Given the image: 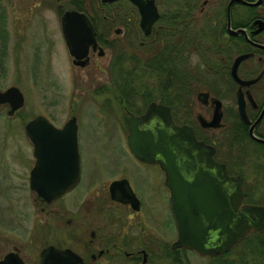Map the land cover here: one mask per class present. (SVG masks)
I'll use <instances>...</instances> for the list:
<instances>
[{
  "label": "flooded vegetation",
  "instance_id": "af4514ba",
  "mask_svg": "<svg viewBox=\"0 0 264 264\" xmlns=\"http://www.w3.org/2000/svg\"><path fill=\"white\" fill-rule=\"evenodd\" d=\"M125 1L131 5V8H127L124 4V7H121L122 20L121 27L118 28L119 34L122 36L121 42L125 41L124 38L131 31L127 27L135 23L143 36L147 37L151 34L156 36L159 32H164L167 42H170L166 52L157 50L160 52L156 53V55L166 56L169 82L149 84L152 88L166 87L164 93H159L165 97L166 101L148 98L143 102L139 96L137 103L140 104V108L137 110L131 111L127 110L125 106L122 107L126 114V120L130 115L143 114L150 102L167 107V114L172 124L189 127L197 141L212 147L211 161L223 164L228 175H238L228 172L229 154L225 148L232 147L234 144L240 147L242 144L248 143L249 149L256 150V147L259 146L264 149V142L252 139L248 133L250 124L255 122L252 133L257 138L264 140V0H243L245 3L237 1L229 3L230 0H198L189 10L186 8L189 4L181 5V11L174 8V0H169L172 6L166 8L167 19L163 21L167 23L166 26L158 23L162 7L154 0L158 18L152 23L147 35H144L139 28V15L136 8L127 0ZM55 2L59 11L60 27L62 12L73 8L65 7L66 5L60 4L59 0H55ZM105 4L111 3L94 4L87 1L82 10H77L86 15L95 31L96 48L93 50L89 47L85 66L94 56L99 58L104 56L103 45L100 41L106 42L105 37L109 32V27L101 28V38L98 39L91 17L93 16V6H96L97 10H101V6ZM202 15L205 17H200ZM103 21L107 22L105 18ZM205 24L206 26L202 27ZM238 30L243 32L233 33ZM16 32L13 28H8L3 17L0 19V92L12 86L19 88L17 84L4 85L6 71L3 68L5 58L23 49V39L16 35ZM137 43L140 47L138 51H134V54L139 59V63L143 64L147 61V56L149 58L151 54L148 55L149 53L144 50L148 45L145 41L138 39ZM151 43L153 44V42ZM159 44L160 42H156L154 47L157 48ZM97 47L103 49L102 56L97 54ZM239 55H245V57L237 62L235 76L241 81L248 82L246 84H239L231 74L233 61ZM174 74H177L178 80L180 77L179 82H174ZM188 76L194 77V80L187 81ZM18 90L21 93V90ZM157 94L151 93V96H157ZM21 95L23 99L21 107L11 113H9L8 102L0 103L2 111H0V116L6 114L5 118L8 121L18 120V123L21 124L24 144L21 151L16 153L17 160L20 159L25 166L26 179L24 182L32 192L33 200L37 202L39 210L44 211L45 205L69 193L76 185L49 202L29 188V173L37 157L33 153L34 142L24 130L25 125L36 116L44 117L56 128L62 125H56L49 115L43 113L21 115L20 111L24 104L23 94L21 93ZM179 97H182L181 101L177 100ZM239 98L243 101V112L249 121L248 124L240 120L237 103ZM238 121L243 124L244 128V135L242 134L241 139L234 131L235 123ZM153 124L163 127L162 121L157 119H149L141 127L148 128ZM12 125L10 124V127ZM167 130L169 131L168 128ZM35 134L37 143L44 149L41 158H52L54 156V138L49 137L46 131L40 129L39 125L35 129ZM127 150L138 164L158 166L163 175L165 194L153 195V190L149 185L142 189L143 193H138L131 185L130 180L121 173H115L116 177L111 178L104 187L96 190L91 189V194L86 198V227L82 228V231L84 229L86 232L72 236L71 240H74V245L71 243L55 246L69 248L79 256L81 264H191L188 253H194L204 259L205 263L203 264H220L222 256L229 254L250 233L264 230L258 231L250 228L239 241L220 253L199 254L186 246L175 245L177 227L171 205L172 195L170 189L164 184V171L158 163L141 161L131 153L128 147ZM171 152L178 171L186 181L190 182V175L195 170H189L190 162H194L195 165L201 164L197 163V156L186 157L182 152L175 151L173 148H171ZM191 153L195 154V151ZM24 155L26 161H24ZM154 156L155 158L159 157L158 154ZM250 157L249 160L254 161L260 156L257 153H252ZM185 167L188 169L187 172ZM210 172L214 173V169H211ZM121 179H124L125 182L122 181L118 187L109 191V183ZM241 179L244 196L237 206L236 210L238 211L244 205L256 204L249 201L243 187V178L241 177ZM125 184L128 185L134 198L126 193ZM230 191L232 190L227 188V192ZM71 220V218H67L65 223H69ZM201 224L203 227L207 226V222L202 217ZM218 230V228L206 229L203 238L205 248L213 247L218 243Z\"/></svg>",
  "mask_w": 264,
  "mask_h": 264
},
{
  "label": "rangeland",
  "instance_id": "374dc122",
  "mask_svg": "<svg viewBox=\"0 0 264 264\" xmlns=\"http://www.w3.org/2000/svg\"><path fill=\"white\" fill-rule=\"evenodd\" d=\"M65 2L59 0L60 4ZM171 6L170 2L160 5ZM0 16L23 39V49L3 60L4 85L17 84L24 97L21 115L43 113L58 126L73 115L76 123L79 182L40 211L24 182L25 166L16 156L24 144L21 124L18 120L8 121L6 114L0 116V257L17 248L24 264H35L38 251L46 244L74 245L72 236L86 232L82 228L86 227V198L91 189L104 187L116 177L115 173H121L138 193L149 185L152 194L158 196L165 194L163 175L157 165L142 166L129 154L126 114L110 90L117 85L113 82L117 67L109 64L121 51V25L103 26L109 27L106 42L101 43L104 56H94L86 66L77 67L71 63L60 33L55 0H0ZM124 40L126 46L130 42L128 35ZM137 97L139 94L133 95L135 102L127 110L140 108ZM247 145L225 148L228 164L244 174L243 187L259 204L263 201L258 198L264 200V149L259 146L256 151ZM252 153L260 157L251 161ZM67 218L71 222L65 223ZM247 243L238 244L222 256L220 263L225 258L237 263V254L250 247ZM188 258L191 264L205 263L194 253H188Z\"/></svg>",
  "mask_w": 264,
  "mask_h": 264
},
{
  "label": "water",
  "instance_id": "95a60500",
  "mask_svg": "<svg viewBox=\"0 0 264 264\" xmlns=\"http://www.w3.org/2000/svg\"><path fill=\"white\" fill-rule=\"evenodd\" d=\"M115 1L117 0H100L102 3ZM127 1L136 8L139 28L144 35H147L152 23L158 18L154 0ZM232 1L245 3L243 0H230L229 3ZM60 30L68 54L72 58L71 63L78 67L85 66L89 47L93 50L96 48L95 31L86 15L74 9L64 10L60 15ZM237 32L243 31H233L234 34ZM97 50V54L102 56L103 49L97 47ZM243 57L245 55H239L234 59L231 70L233 78L239 84L248 83L235 76V66ZM1 102L9 103V113H11L21 107L23 99L19 90L12 86L0 92ZM237 103L240 120L248 124L249 121L243 112V101L239 98ZM149 119L162 121L163 127L158 124L148 128L141 127ZM254 124L255 122L248 128L249 136L264 142L253 135ZM38 125L55 140L52 158H41L44 149L37 143L35 129ZM126 127V145L131 153L141 161L158 163L164 171V184L172 195L171 205L177 227L175 245L186 246L199 254L220 253L239 241L250 228L258 231L264 229L263 205H244L240 208V212L236 210L244 196L241 177L228 175L223 164L211 161L212 147L197 141L189 127L172 124L167 114V107L150 102L143 114L127 117ZM24 130L34 142L33 153L37 157L29 173L28 186L49 202L73 188L79 179L80 163L75 117L69 116L61 127L56 128L44 117L36 116L25 125ZM171 148L182 152L186 157L197 156V163H201L195 165L194 162H190L189 170L195 169L190 175V182L186 181L178 171ZM194 151L195 154H192L191 152ZM156 154L159 155L158 158H155ZM211 169H214V173L210 172ZM185 171H188L187 167ZM122 181L124 179L111 181L108 185L109 191L118 187ZM125 185L126 193L134 198L128 185ZM227 188L232 191L228 193ZM201 217L207 222V226L203 227ZM208 228H218L219 238L216 245L205 248L203 238ZM0 264H24V262L17 249L13 248L1 256ZM35 264H81V260L69 248L49 244L38 251Z\"/></svg>",
  "mask_w": 264,
  "mask_h": 264
},
{
  "label": "trees",
  "instance_id": "16d2710c",
  "mask_svg": "<svg viewBox=\"0 0 264 264\" xmlns=\"http://www.w3.org/2000/svg\"><path fill=\"white\" fill-rule=\"evenodd\" d=\"M94 3L99 4L100 0H66L65 5L68 7H71L76 10H82L84 3ZM198 0H174V8L178 11L182 10L181 5H188L186 8H193V6L197 3ZM156 2L159 5H163L169 2V0H156ZM126 6L127 8L131 5L127 3L125 0H117L111 4H105L104 6H101V10H97L96 6H93V16L91 17V20L93 21L95 30L97 32V38H101V28L105 26L106 24L109 27H112L115 23L121 25V7ZM103 5V4H102ZM213 5V4H212ZM175 11V12H178ZM166 8L163 7L161 10V14L159 16L160 21L158 23L164 24L163 26H166L167 23L163 22L167 19L166 14ZM205 17V16H200ZM103 18L107 21H103ZM126 18V17H125ZM114 23V24H113ZM206 24L202 27H205ZM130 31L128 37L130 39V42L125 47V41L121 42V45H119L120 54L116 57H114V60L110 61L109 66L113 68L115 65L117 78H114L113 82L117 84L115 87L110 88V90L113 93V96L118 101H121L122 106H125L128 109H131L132 102H135L133 99L134 94H139L141 100L143 102L147 101L148 98L152 99H159L160 101H166L165 97L161 96L159 93H164L166 90V87H151L149 86L150 83L155 84H166L169 82V74L167 71V65L165 61V55H156L157 52H166L168 49L167 47L170 46V42H167V38L164 34V32H159L154 35L149 36H143L141 32L139 31L136 23L130 24L127 27ZM201 32V31H200ZM153 36V37H152ZM138 39L145 41L147 45V49H144L151 54V56H147V61L144 64L139 63V59L134 54V51L139 50V44L137 43ZM102 43V40L100 41ZM115 42V41H113ZM153 42V44L151 43ZM156 42H160L159 46L157 48L154 47V44ZM110 46L112 45L109 44ZM113 47V46H112ZM160 50V51H157ZM127 54V55H126ZM125 55V57H124ZM194 80V77L188 76L187 81L192 82ZM180 77L178 80L177 74H174V82H179ZM121 91V94L120 92ZM151 93H158L157 96H151ZM178 101L182 100V97L177 99ZM243 124L241 122L235 123L234 131L237 133V136L239 139L242 138L243 133ZM245 137V136H244ZM242 143H244L242 141ZM228 172L235 173L240 175L242 178H245L244 174L240 171H235L229 164H227ZM263 168L261 169V172H263ZM246 194L249 197V201L253 203H257L256 200L251 199L252 192L246 190ZM252 200V201H251ZM258 200H261L264 206V200L258 198ZM251 239L250 241H248ZM248 242V243H247ZM241 243H247L250 245V247L245 248L242 250L243 253L237 254V263H233V261H229L230 259L225 258L224 262H221L220 264H264V230L262 232H252L250 233ZM240 243V245H241ZM246 256L249 258L246 259ZM224 258V257H223Z\"/></svg>",
  "mask_w": 264,
  "mask_h": 264
},
{
  "label": "bare ground",
  "instance_id": "6f19581e",
  "mask_svg": "<svg viewBox=\"0 0 264 264\" xmlns=\"http://www.w3.org/2000/svg\"><path fill=\"white\" fill-rule=\"evenodd\" d=\"M126 55H127V54H126ZM124 57H125V55H124ZM126 57H127V56H126ZM126 57H125V58H126ZM18 89H19V88H18Z\"/></svg>",
  "mask_w": 264,
  "mask_h": 264
}]
</instances>
